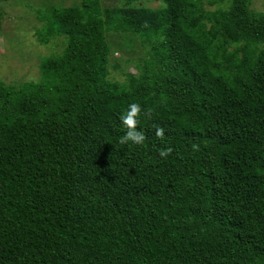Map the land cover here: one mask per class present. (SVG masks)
<instances>
[{
  "label": "trees",
  "instance_id": "obj_1",
  "mask_svg": "<svg viewBox=\"0 0 264 264\" xmlns=\"http://www.w3.org/2000/svg\"><path fill=\"white\" fill-rule=\"evenodd\" d=\"M164 2L40 11L65 40L0 81V264H264V11ZM110 32L140 39L123 79Z\"/></svg>",
  "mask_w": 264,
  "mask_h": 264
},
{
  "label": "rangeland",
  "instance_id": "obj_2",
  "mask_svg": "<svg viewBox=\"0 0 264 264\" xmlns=\"http://www.w3.org/2000/svg\"><path fill=\"white\" fill-rule=\"evenodd\" d=\"M102 6H114L124 0H100ZM83 0H0V81L19 82L40 79V62L63 48L64 34L52 36L42 43L36 31L44 28L40 11L47 14L54 6H79ZM152 8L166 6L164 0H138ZM252 8L264 11V0H252ZM108 39L120 64L112 76L123 79L122 71H136L134 62L140 55V39L134 34L110 32Z\"/></svg>",
  "mask_w": 264,
  "mask_h": 264
},
{
  "label": "clouds",
  "instance_id": "obj_3",
  "mask_svg": "<svg viewBox=\"0 0 264 264\" xmlns=\"http://www.w3.org/2000/svg\"><path fill=\"white\" fill-rule=\"evenodd\" d=\"M142 106L139 102H130L127 107L122 110L121 121L124 126H126V133L120 138L121 144H126L132 142L134 144H140L145 140V135L142 131L137 129L138 117L141 114ZM158 136L164 134L162 128L156 130ZM166 152H161V155H166Z\"/></svg>",
  "mask_w": 264,
  "mask_h": 264
}]
</instances>
